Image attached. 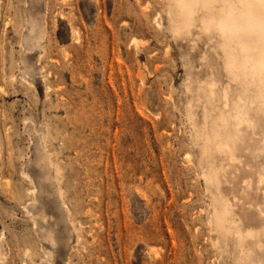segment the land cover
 Listing matches in <instances>:
<instances>
[{
	"label": "rangeland",
	"instance_id": "obj_1",
	"mask_svg": "<svg viewBox=\"0 0 264 264\" xmlns=\"http://www.w3.org/2000/svg\"><path fill=\"white\" fill-rule=\"evenodd\" d=\"M173 7L0 0V264L264 261V245L239 259L211 223L240 193L244 162L264 174L263 136L247 131L245 159L223 163L224 196L208 183L219 134L196 87L202 55L222 60L198 24L177 36ZM253 198L243 224L262 227Z\"/></svg>",
	"mask_w": 264,
	"mask_h": 264
},
{
	"label": "bare ground",
	"instance_id": "obj_2",
	"mask_svg": "<svg viewBox=\"0 0 264 264\" xmlns=\"http://www.w3.org/2000/svg\"><path fill=\"white\" fill-rule=\"evenodd\" d=\"M170 1L174 7L169 12V18L175 24L174 31L177 36L181 34L189 35L190 30L197 27L196 25L198 24L200 31L204 35L214 37L216 41L214 46L217 47L219 58L222 60L220 69H217L211 65L210 60L212 59L209 58V55H202L201 59L208 63L209 68L206 66L208 71H206L201 81L197 82L199 84L196 87V100L201 103L199 105L202 107L209 103L213 104L211 108L215 122L211 132H215L213 128L216 126L218 133L215 132V134H219V139H211L212 143L210 144H212L214 150H212L214 160L217 161V163L214 161V167L221 163L222 168H220L222 171L215 170L213 176L207 177V179L208 183L217 188L224 196L221 189L222 172L225 169L223 163H227L226 168H228L230 165L241 163L242 159H245L239 155V149L242 147L248 150L249 148L245 145V141L250 139L249 134H246V132L249 131L252 135H256L259 132V136H263L262 144L264 147V124L262 125V122H264V0ZM193 5H197V7ZM218 55L216 54V57ZM194 83L197 84L196 82ZM192 89H190V93ZM185 96L187 95L185 94ZM192 100L194 101V99ZM201 133L204 134L202 131ZM216 136L214 135V137ZM190 158L192 157H189V160ZM202 161L203 158L200 162ZM244 163L245 168L248 169V175L241 182L243 185L242 188L240 187V193L234 194V200H229L225 197V203L222 205L225 206L222 207L225 210L219 215L216 212L217 210L215 212L212 211L211 223L215 226L218 238L220 236L224 238L230 236V239H233L239 259L247 258L254 262L251 256L253 251L250 248L254 247L262 250L264 245V240L262 239L264 236V223L262 227L254 228L245 227L243 222L246 211L251 207L248 201H251L252 197H257L256 199L253 198L254 209L256 208L255 210L258 211L264 222V210L261 209L263 207H261V201L257 195L261 194L262 205H264V174L253 172L249 164ZM255 178L257 179L255 180ZM229 185L231 186V184ZM221 204H219L220 207ZM252 219L254 218L252 217ZM208 220L210 219L208 218ZM255 261L257 264H264L261 259L257 258Z\"/></svg>",
	"mask_w": 264,
	"mask_h": 264
},
{
	"label": "clouds",
	"instance_id": "obj_3",
	"mask_svg": "<svg viewBox=\"0 0 264 264\" xmlns=\"http://www.w3.org/2000/svg\"><path fill=\"white\" fill-rule=\"evenodd\" d=\"M194 7H197V5H193Z\"/></svg>",
	"mask_w": 264,
	"mask_h": 264
}]
</instances>
